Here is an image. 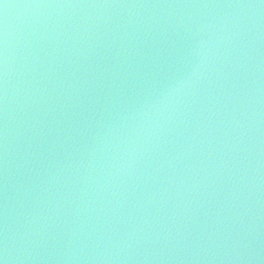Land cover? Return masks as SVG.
<instances>
[{
  "label": "water",
  "instance_id": "1",
  "mask_svg": "<svg viewBox=\"0 0 264 264\" xmlns=\"http://www.w3.org/2000/svg\"><path fill=\"white\" fill-rule=\"evenodd\" d=\"M4 264H264V0H0Z\"/></svg>",
  "mask_w": 264,
  "mask_h": 264
},
{
  "label": "snow or ice",
  "instance_id": "2",
  "mask_svg": "<svg viewBox=\"0 0 264 264\" xmlns=\"http://www.w3.org/2000/svg\"><path fill=\"white\" fill-rule=\"evenodd\" d=\"M0 264H4V260L0 258Z\"/></svg>",
  "mask_w": 264,
  "mask_h": 264
}]
</instances>
